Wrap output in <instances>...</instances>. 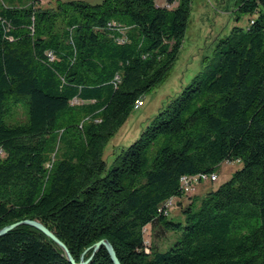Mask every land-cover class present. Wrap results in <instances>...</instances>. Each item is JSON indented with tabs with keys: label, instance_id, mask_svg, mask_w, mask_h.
Here are the masks:
<instances>
[{
	"label": "trees",
	"instance_id": "obj_1",
	"mask_svg": "<svg viewBox=\"0 0 264 264\" xmlns=\"http://www.w3.org/2000/svg\"><path fill=\"white\" fill-rule=\"evenodd\" d=\"M50 1L0 0V229L38 220L76 263L113 264L105 247L91 258L108 240L120 264H264V0H235L249 26L111 166L105 148L173 70L193 0ZM228 161L240 169L193 197L184 221L159 212L185 196L182 176ZM149 225L178 238L160 251ZM0 264L71 263L20 226L0 237Z\"/></svg>",
	"mask_w": 264,
	"mask_h": 264
},
{
	"label": "rangeland",
	"instance_id": "obj_2",
	"mask_svg": "<svg viewBox=\"0 0 264 264\" xmlns=\"http://www.w3.org/2000/svg\"><path fill=\"white\" fill-rule=\"evenodd\" d=\"M56 1H84L90 4H100L104 0H51L45 6L54 5ZM158 5H166L167 0H155ZM250 16L240 15L235 0H193L188 30L186 32L177 62L168 78L144 98L143 106L134 110L123 127L111 138L104 152V159L112 165L116 155L123 147L136 141L142 129L159 110L171 99L178 96L181 90L191 80L213 66L217 60V46L228 36L234 27L249 26ZM23 117V114L20 115ZM238 161L224 162L217 172L218 179L214 183H204L195 192L182 199H174V207L170 212V219L174 222L184 221L182 210L190 204L192 198L200 200L207 191L217 188L227 182L240 169ZM145 238L150 245L160 251H166L178 238V234L165 231L157 226L145 228Z\"/></svg>",
	"mask_w": 264,
	"mask_h": 264
},
{
	"label": "water",
	"instance_id": "obj_3",
	"mask_svg": "<svg viewBox=\"0 0 264 264\" xmlns=\"http://www.w3.org/2000/svg\"><path fill=\"white\" fill-rule=\"evenodd\" d=\"M20 226H29L43 233L47 238L51 239L55 244H57L64 251L67 260L71 264H86L87 263V262L76 263L71 253L69 252L67 246L50 229H48L43 223H41L38 220L26 219V220L16 222L12 225L6 226L0 229V237L5 236L9 232L13 231L14 229ZM101 247H105L107 249L113 264H120L119 259L117 258L116 252L112 244L108 240H102L93 247V253H92L91 258L97 254V252L100 250ZM87 252L88 251H86L85 253Z\"/></svg>",
	"mask_w": 264,
	"mask_h": 264
},
{
	"label": "built area",
	"instance_id": "obj_4",
	"mask_svg": "<svg viewBox=\"0 0 264 264\" xmlns=\"http://www.w3.org/2000/svg\"><path fill=\"white\" fill-rule=\"evenodd\" d=\"M48 0H39L40 3H45ZM170 7V5H167ZM51 57V55H49ZM52 60V57H51ZM144 103H139V106L135 108V110L140 109ZM218 179V176L214 173L211 175H194V176H182L180 179V189L183 195L189 196L195 192L197 187L201 184L210 182L214 183ZM176 197H171L162 205L159 212L162 213L164 216H169L171 209L174 207V199Z\"/></svg>",
	"mask_w": 264,
	"mask_h": 264
},
{
	"label": "bare ground",
	"instance_id": "obj_5",
	"mask_svg": "<svg viewBox=\"0 0 264 264\" xmlns=\"http://www.w3.org/2000/svg\"><path fill=\"white\" fill-rule=\"evenodd\" d=\"M139 103H144V99H140L139 101H137L135 108L139 106ZM135 108H134V110H135Z\"/></svg>",
	"mask_w": 264,
	"mask_h": 264
}]
</instances>
